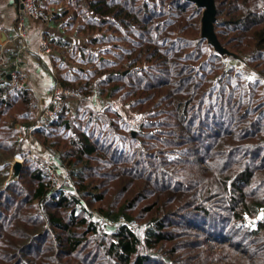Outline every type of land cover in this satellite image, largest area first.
I'll use <instances>...</instances> for the list:
<instances>
[{
    "label": "trees",
    "instance_id": "trees-1",
    "mask_svg": "<svg viewBox=\"0 0 264 264\" xmlns=\"http://www.w3.org/2000/svg\"><path fill=\"white\" fill-rule=\"evenodd\" d=\"M215 3L219 42L258 80L201 39V10L186 0H69L75 10L52 17L66 28L80 19L90 45L110 32L121 53L79 89L102 101L84 125L68 110L40 123L33 93L0 83V159H24L20 178L0 185V264H264V0ZM16 126L74 193L53 188L22 139L10 143Z\"/></svg>",
    "mask_w": 264,
    "mask_h": 264
},
{
    "label": "rangeland",
    "instance_id": "rangeland-1",
    "mask_svg": "<svg viewBox=\"0 0 264 264\" xmlns=\"http://www.w3.org/2000/svg\"><path fill=\"white\" fill-rule=\"evenodd\" d=\"M45 1L49 2V0H45ZM67 3L69 4V0H61L62 8L64 7L63 5ZM66 8H68L69 11L75 10L72 4H69L68 7ZM43 14L49 17L48 12L46 13L45 11L43 12ZM79 20L71 24L67 28L63 29L62 37L68 40L69 45L66 47L63 46L57 49H53V46H51L49 42H47V45L50 49V53L45 55H47L50 60V67L52 69V73L56 77H62L67 82L72 83L73 85H71V88L70 87L68 88L72 89L76 95L77 94L80 95L71 98L73 100L72 105L69 106L67 104L68 105L67 110L69 112L68 113L69 117L73 118L74 123H76L77 125L78 124L84 125L85 120L83 119L86 115V112L100 108L101 106L100 104L102 103V101L96 95H91L88 98L84 99L83 94L82 92L79 91V89H83L82 86L86 83V80L94 76L97 70L100 69L101 64L116 63L118 59V55L121 53V50H117L114 46L116 44H119L118 40L115 41L117 36H112L110 32L104 30L102 32H95V34L98 37H101V34L105 35L104 38L101 37V42L96 45H90L88 42V38L85 37L86 35H83L77 31V28L80 26V24H82L80 23ZM202 50L205 52L206 47H203ZM0 52H1V45H0ZM205 56L202 59L204 60L206 59L209 68L213 65L219 64L218 62H214V60H211ZM223 61H226L227 65L233 67L235 71L239 74V77L241 79L245 78L247 75H249L251 80L259 79L255 74H253L250 71V69L242 61H240V59H234L230 57L228 59H223ZM24 83H25L24 88H27L26 76H24ZM259 90H261L260 93L264 97V82L259 87ZM111 102L114 104L113 106L114 109H117V111L121 114L122 118L130 122L136 121L135 118L136 114L130 110V108L127 105L128 100H126L123 96L120 97V94H115ZM37 114L38 115L40 114V110H37L36 115ZM122 118L120 120L118 119L120 125L124 124V120ZM11 134L12 137L9 141L12 145L13 144L16 145L17 141L22 139V149L25 152V158H29L35 161L36 163L38 160H42V161H46L47 163L49 162L53 163V165L55 166L59 164V162H57V160L55 159V156H53L43 145H41L40 141L36 140L32 134L29 133L26 135L22 134L19 131L18 126H16L12 130ZM29 143L32 144L35 143L34 147L31 148L28 147L30 145ZM12 161L13 159L10 160L0 159V185L3 186V187L1 186L2 188H4V183L7 181L9 177ZM59 167L64 169L63 174H66V178L72 183L71 179L68 177L66 169L61 165H59ZM59 185L61 186V189L62 188L72 189L71 187H69L70 184L66 182V180L65 182L60 181L58 186ZM74 188L76 187L75 186L73 187L72 190L73 193L75 192Z\"/></svg>",
    "mask_w": 264,
    "mask_h": 264
},
{
    "label": "crops",
    "instance_id": "crops-1",
    "mask_svg": "<svg viewBox=\"0 0 264 264\" xmlns=\"http://www.w3.org/2000/svg\"><path fill=\"white\" fill-rule=\"evenodd\" d=\"M43 12L49 14V20L43 22L40 20L29 19L27 22V37L21 41L14 39V29L18 15V3L16 0H0V34H4L5 40L0 41V83L5 80L9 82V76L12 72L20 71L26 76V85L35 98L38 105L37 110H42L49 101L50 89L54 83L50 60L43 54L40 46L43 42L56 41L59 38L66 40L63 36V27L52 17L60 10L68 9V3L63 5L61 0H50L42 6L38 3ZM60 9V10H59ZM10 50V58L5 53ZM72 99H69L68 105H72ZM67 105V106H68ZM28 147H34L29 143ZM31 150V149H30Z\"/></svg>",
    "mask_w": 264,
    "mask_h": 264
},
{
    "label": "built area",
    "instance_id": "built-area-1",
    "mask_svg": "<svg viewBox=\"0 0 264 264\" xmlns=\"http://www.w3.org/2000/svg\"><path fill=\"white\" fill-rule=\"evenodd\" d=\"M18 3V15L16 18L14 39L21 41L27 37L28 28L27 22L29 19L40 20L47 22L49 17L43 14L42 9L38 5V0H16ZM40 50L43 54H49L50 49L47 43L43 42L40 46ZM24 74L20 71L12 72L9 76V83L12 87L24 88ZM80 96L75 92L64 87L58 82H54L49 94L48 104L41 110L39 121L40 123H48L62 115L67 111L68 100ZM22 160V159H21ZM39 167L49 176L52 186L55 189L61 188L59 182L66 180L70 184L69 187L73 189L72 183L66 178V174H63V168L53 165V163H47L46 161L38 160Z\"/></svg>",
    "mask_w": 264,
    "mask_h": 264
},
{
    "label": "water",
    "instance_id": "water-1",
    "mask_svg": "<svg viewBox=\"0 0 264 264\" xmlns=\"http://www.w3.org/2000/svg\"><path fill=\"white\" fill-rule=\"evenodd\" d=\"M190 3L196 5L198 9L201 10V19H200V37L202 40H205L208 45H210L213 50L220 55L223 59H228L230 57L234 59H239L235 54L228 51L225 47L219 42L215 29L214 23L216 21V3L215 0H186ZM4 34H0V41H4ZM9 78V77H8ZM23 170V160L19 158H14L11 163V170L7 181L4 183V188L9 184L16 182L22 173ZM2 188L1 190H3Z\"/></svg>",
    "mask_w": 264,
    "mask_h": 264
}]
</instances>
